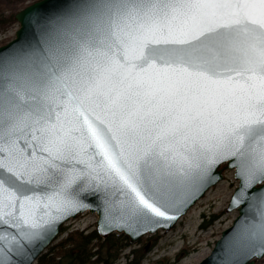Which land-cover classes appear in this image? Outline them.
I'll return each mask as SVG.
<instances>
[{"label":"snow or ice","instance_id":"snow-or-ice-1","mask_svg":"<svg viewBox=\"0 0 264 264\" xmlns=\"http://www.w3.org/2000/svg\"><path fill=\"white\" fill-rule=\"evenodd\" d=\"M28 26L0 49V264L85 198L102 227L173 220L222 162L264 255V0H70Z\"/></svg>","mask_w":264,"mask_h":264},{"label":"rangeland","instance_id":"rangeland-1","mask_svg":"<svg viewBox=\"0 0 264 264\" xmlns=\"http://www.w3.org/2000/svg\"><path fill=\"white\" fill-rule=\"evenodd\" d=\"M35 1L37 0H10L9 2L0 0V6L10 12L14 8L20 10ZM16 28L15 20L9 26L0 27V46L13 38ZM223 174V179L211 187L170 231H157L140 238L146 245L144 247L145 256L139 264H197L209 254L221 232L229 227L237 216L236 210L226 211L229 198L237 182L232 170H225ZM95 221V214L86 212L78 215L77 218L65 223V231L59 234L52 244L61 240L72 230L86 233L95 229ZM138 247L137 242L130 243L123 250L116 264H124L126 262L124 256L131 249ZM255 264H264V256L257 259Z\"/></svg>","mask_w":264,"mask_h":264},{"label":"water","instance_id":"water-1","mask_svg":"<svg viewBox=\"0 0 264 264\" xmlns=\"http://www.w3.org/2000/svg\"><path fill=\"white\" fill-rule=\"evenodd\" d=\"M69 3L70 0H37L23 7L14 15L17 28L15 29L13 38L7 43L1 45L0 49L11 50L10 46L15 47L28 38L30 34V29L28 26L29 17L37 7L42 10L55 11L67 7ZM225 170H232L234 179L237 182V186L229 198L226 211L236 210L237 216L234 218L232 224L221 232L220 236L213 244L209 254L201 259L197 264H230V261L232 260H235L236 264H254L257 259L263 257L264 255H243V251L239 247L240 233L244 227L246 219L244 212H247L248 209L244 208L242 211V205L233 204V198L241 182L236 176V168L234 166H229L227 162H222L219 164L212 171L211 176L207 178L202 184H199L196 187L188 190L185 195V202L181 205L180 210L171 211L169 213L170 215L175 216V219L173 220L157 218L156 222L153 224L134 226L133 229H118L112 227L107 221H105L102 227V213L99 207L100 202L92 198H85V207L81 208L79 211H73L70 214L64 215L62 218H59L58 221L52 225L51 231L47 234L45 239L36 244V250L31 258L30 264H34L37 258L42 253H44L50 244H52V242L60 234L61 227L66 222L75 219L78 215L84 212L95 214V230L103 239L111 234H122L128 238L131 244H134L147 234L151 235L157 231L168 232L176 225L177 221L205 195V193L211 187L223 179V172Z\"/></svg>","mask_w":264,"mask_h":264},{"label":"trees","instance_id":"trees-1","mask_svg":"<svg viewBox=\"0 0 264 264\" xmlns=\"http://www.w3.org/2000/svg\"><path fill=\"white\" fill-rule=\"evenodd\" d=\"M18 10L19 8H14L7 12L0 6V27L9 26L14 21V15ZM64 231L65 227L62 226L60 234ZM141 239L137 242L138 248H133L128 254L123 255L126 257L124 264H139L144 258L146 244L142 243ZM129 245L128 238L122 234H111L103 239L95 229L86 233L72 230L48 247L34 264H116L123 250Z\"/></svg>","mask_w":264,"mask_h":264}]
</instances>
